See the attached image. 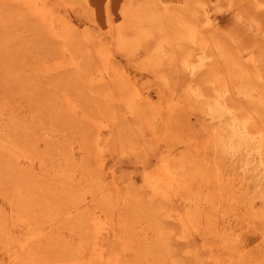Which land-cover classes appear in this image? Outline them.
I'll return each mask as SVG.
<instances>
[{"label":"rangeland","instance_id":"obj_1","mask_svg":"<svg viewBox=\"0 0 264 264\" xmlns=\"http://www.w3.org/2000/svg\"><path fill=\"white\" fill-rule=\"evenodd\" d=\"M148 2L0 0V264H98L114 240L123 264H264V134L253 131L264 122V0H158L191 12L213 42L202 51L188 31L172 57ZM89 39L119 69L116 110L135 142L122 155L98 104L111 106L113 77L91 75ZM229 60L252 77L236 81ZM216 61L229 86L206 77ZM158 160L183 193L150 180ZM110 188L126 197L119 211L97 199Z\"/></svg>","mask_w":264,"mask_h":264},{"label":"bare ground","instance_id":"obj_2","mask_svg":"<svg viewBox=\"0 0 264 264\" xmlns=\"http://www.w3.org/2000/svg\"><path fill=\"white\" fill-rule=\"evenodd\" d=\"M63 1V0H62ZM149 1V0H148ZM34 3V1H31ZM66 2V1H65ZM73 2V1H72ZM128 2V1H127ZM126 2V3H127ZM80 3V2H79ZM108 3V2H107ZM255 3V2H254ZM64 4V3H63ZM109 5V3H108ZM127 5V4H126ZM148 7H155V9L157 11L160 12V14L162 15L161 19L163 20V34L166 38V41H167V48L170 50V53H171V57L173 56L174 52H180L182 51L184 47V44L185 43H188L190 41L193 42V38H191V33L189 34L188 31H192V33L194 32V43L197 44L201 49L202 51H208V52H211L212 48H213V42L212 40H208V39H205L204 36H203V30H200L198 28V26L195 25L194 23V19H193V15L191 12H189L187 9L185 8H178L179 6H176L172 9L170 8H167L166 7H162L163 5H161L160 3H158V0H150V2H148ZM202 6V5H201ZM89 7V6H88ZM191 7V6H190ZM202 8V7H201ZM255 8V7H254ZM33 10L34 12L36 13L38 9H36V5L35 3L33 4ZM90 10V9H89ZM127 10V9H126ZM123 11H125V9H123ZM86 12V11H85ZM90 12L93 14V10L91 9L89 11V15H90ZM108 12V10H107ZM194 12V11H193ZM203 12V11H202ZM38 14V13H36ZM91 14V16H92ZM90 16V17H91ZM89 18V21L91 22L93 20H91V18ZM96 18V17H95ZM106 20H108V22L110 21V16H106ZM142 20V19H141ZM94 21V20H93ZM131 21V20H130ZM140 21V20H139ZM181 22H184L185 25H182ZM257 21V20H256ZM112 23V22H111ZM115 23V22H114ZM133 23V22H131ZM137 23V21H136ZM200 23V21H199ZM46 24H48V26H50V24L48 22H46ZM126 26H127V23H125ZM115 25V24H114ZM123 25V24H122ZM129 26V25H128ZM128 26L126 27V29L128 28ZM125 27V26H124ZM130 27V26H129ZM135 27V26H134ZM115 28V27H114ZM155 28V27H153ZM197 28V29H196ZM109 29L111 30L112 29V26H109ZM125 29V28H124ZM152 29V28H151ZM189 29V30H188ZM257 29V28H256ZM106 30H107V27H106ZM128 30V29H127ZM125 30V31H127ZM135 30V29H134ZM153 30V29H152ZM124 31V30H123ZM132 31V30H131ZM138 31V30H137ZM154 31V30H153ZM107 32V31H106ZM109 32V30H108ZM107 32V34H109ZM115 32V30H114ZM120 33V32H119ZM91 34V32H90ZM116 35V34H114ZM119 35V34H118ZM91 37V36H89ZM144 39V37H142ZM190 39V40H189ZM116 41V40H115ZM142 41V40H141ZM144 43H146L144 41ZM144 43L143 45H141L142 47H144ZM155 43V42H154ZM93 42L92 40H88V43H87V49L89 51V62H90V65L92 68H89L91 70H93V72L91 71V75H94V79H97L99 77V73L101 72H110L112 77H113V86L111 87V90H110V98L108 97L107 99L110 101V107L107 108L106 105H105V101H102L101 98H99V101L98 104H99V112L104 115L103 117L105 119L108 120V123L110 124V126H112V130L114 131V140H112L114 142V145L116 147V151L118 150V154L119 152L121 153L122 155V152L125 150V146L124 144H129L132 145L133 142L130 141L128 137L129 135V130H127L128 132V135L126 134L127 137L123 136L122 134L126 133H122V125L120 124V116H119V112L116 110V104L118 103V100L120 98L123 97V93H120L118 92V80L119 82H122L120 80V77H119V69H117V65L114 63V61L111 59L112 57H110V53L106 56V58L101 61L100 59H96L94 57V53L93 52ZM154 45V44H153ZM186 46V45H185ZM188 46V45H187ZM165 47V46H163ZM145 48V47H144ZM143 49V48H142ZM92 50V51H91ZM186 50V49H185ZM149 51V50H148ZM108 53V52H107ZM189 53V52H188ZM211 54V53H210ZM93 55V56H92ZM214 55V54H213ZM216 55V54H215ZM147 56V55H146ZM184 56V55H183ZM217 56V55H216ZM94 57V58H93ZM189 57V56H187ZM98 58V57H97ZM185 58V57H184ZM217 58V57H215ZM168 59V57H167ZM186 59V58H185ZM231 59V58H230ZM170 62L172 63L171 61V58H170ZM168 63V62H167ZM212 63V62H211ZM243 63V62H240V64ZM164 64V63H163ZM166 64V63H165ZM173 64V63H172ZM216 65H218L216 68L212 67V69L210 70V73L209 75H207L206 77L208 79H210L209 81H211V83H213V86L214 88H216L217 86H222V87H225L226 85H228L226 83V80H227V75H228V71L227 69L229 70H233V74H234V78L236 79V81L238 82H244V81H247L249 76H251L249 73H247L246 69L237 65L236 62H233L231 60L228 61V63L225 65V68L227 69H222V68H219L220 67V64H221V61H216L215 62ZM75 72L77 74L78 77L81 78V80H85V75L82 70H80L79 68V65L76 63L75 64ZM210 65H213V64H210ZM151 66V65H150ZM154 66V65H153ZM243 66V65H242ZM247 66V65H246ZM156 67V66H155ZM168 68V67H167ZM250 68V67H249ZM99 72V73H98ZM84 76V77H83ZM87 76V75H86ZM93 77V76H92ZM252 77V76H251ZM258 77V75H257ZM206 79V78H205ZM88 79H86L87 81ZM85 81V82H86ZM233 81V80H232ZM235 81V80H234ZM201 82V80H200ZM229 82V81H228ZM112 85V84H111ZM200 85V84H199ZM201 86V85H200ZM229 86V85H228ZM120 87V86H119ZM231 87V86H230ZM122 88V83H121V87ZM203 88V87H202ZM123 89V88H122ZM224 89V88H223ZM98 91V89H97ZM120 91V90H119ZM123 92V91H122ZM232 94V91H230ZM209 93V92H208ZM136 95V94H135ZM230 96V95H229ZM234 97V96H232ZM132 99V98H131ZM235 100H233L234 102ZM96 103V102H95ZM232 103V102H231ZM233 105L235 103H232ZM101 105V106H100ZM119 105V104H117ZM98 106V105H96ZM232 106V105H231ZM122 107V105H121ZM233 107V106H232ZM119 108V107H118ZM108 110V111H106ZM256 109H253V108H244L242 107L240 104H238V106L235 108L234 112L236 114H239L241 113L242 116H245V117H253V113ZM262 111V112H261ZM142 113V118L143 120H147L146 117V114L145 112H141ZM100 114V115H101ZM259 116H261L263 119H264V105H263V109L259 110L258 114ZM239 116V115H238ZM150 117V116H149ZM164 117V116H163ZM151 119V118H150ZM260 120H258L259 122ZM163 122V121H162ZM205 123V122H204ZM123 125L125 124L122 123ZM202 124V123H201ZM199 126V125H198ZM207 126V125H206ZM204 127V126H202ZM197 128V127H196ZM204 129V128H203ZM125 130V129H124ZM202 131V130H201ZM218 131V130H217ZM254 133H258V132H263L264 134V122H260V126L258 127H255L253 129ZM216 132V131H215ZM201 133V132H200ZM210 133V132H208ZM131 134V133H130ZM197 134V133H196ZM203 135V134H202ZM130 136V135H129ZM264 137V135H263ZM208 141L212 144H215V138L214 136L211 137V135L208 137ZM131 143V144H130ZM135 145V142L134 144ZM263 145H264V139H263ZM124 149V150H123ZM115 150V148H114ZM115 151V153H116ZM125 154V153H123ZM115 155V154H114ZM120 155V154H119ZM116 156V155H115ZM263 157H264V154H263ZM158 166L157 168L152 171L150 173V180L152 182H158L160 184H162V188L165 190V193L168 195V197L172 198L173 196L177 195V194H180V193H183L184 190H185V183L183 181L180 180V178L177 176L176 174V171L173 169V167L171 166L170 163H167V162H162L160 160H158ZM129 189V188H128ZM108 190V191H107ZM107 190H103L98 196H97V199H99V201H103V202H107L109 203V201H114L115 202V208H116V211H119L120 210V206H124L125 204V201H126V197H120L118 195H115V196H112V192L111 191H114L113 189H107ZM98 192V191H97ZM129 192V191H128ZM148 195V194H147ZM91 198V197H90ZM106 206V205H105ZM108 209V208H107ZM9 212V211H8ZM129 214V213H128ZM43 237V235L40 233L38 235V237L36 239H33V243H37L38 241L41 240V238ZM118 243V241L114 240V242L110 243V246L107 248L106 250V254H107V257L105 258H102L101 254H99V259L97 260L98 261V264H123V260L120 258V253L118 252V249L116 245ZM27 249V248H26ZM164 252V251H163ZM162 252V253H163ZM164 255V254H163ZM170 255V254H169ZM161 256V255H160ZM11 257H12V260H16L17 258V254H16V251H13L11 253ZM173 258V257H172ZM169 259V258H168ZM166 259V260H168ZM207 264H220L218 263L219 261L217 260V258H211V257H207ZM174 260V259H172ZM101 262V263H100ZM172 263V262H171ZM76 264V263H74ZM77 264H80V263H77Z\"/></svg>","mask_w":264,"mask_h":264}]
</instances>
